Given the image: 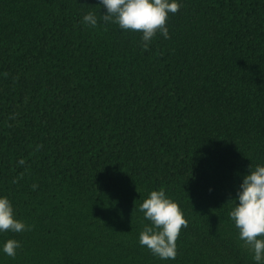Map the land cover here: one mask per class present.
Instances as JSON below:
<instances>
[{
    "label": "trees",
    "instance_id": "16d2710c",
    "mask_svg": "<svg viewBox=\"0 0 264 264\" xmlns=\"http://www.w3.org/2000/svg\"><path fill=\"white\" fill-rule=\"evenodd\" d=\"M98 2L0 0V196L34 226L0 264H256L229 214L264 165V0H179L147 49ZM161 187L174 260L139 242Z\"/></svg>",
    "mask_w": 264,
    "mask_h": 264
},
{
    "label": "clouds",
    "instance_id": "9594fccd",
    "mask_svg": "<svg viewBox=\"0 0 264 264\" xmlns=\"http://www.w3.org/2000/svg\"><path fill=\"white\" fill-rule=\"evenodd\" d=\"M98 5L106 11L99 17L94 11H89L83 16L84 24L96 27L102 20L106 24H118L125 31L140 32L144 49L149 47L158 32L165 39L170 38L167 27L169 14H175L181 8L179 0H99ZM237 199L239 203L229 215L239 230V239L253 252L256 264H264V165H257L255 169L250 166ZM140 211L151 222L140 233V244L162 260H174L178 254L177 240L181 230L188 226L179 203L161 187L150 192L141 203ZM31 227L16 218L10 199L0 196V232L20 233L31 230ZM21 247L18 240L8 239L3 252L15 258L17 249Z\"/></svg>",
    "mask_w": 264,
    "mask_h": 264
}]
</instances>
